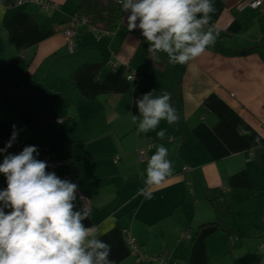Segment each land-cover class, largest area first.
<instances>
[{"label": "crops", "instance_id": "obj_1", "mask_svg": "<svg viewBox=\"0 0 264 264\" xmlns=\"http://www.w3.org/2000/svg\"><path fill=\"white\" fill-rule=\"evenodd\" d=\"M39 1L55 13L0 6V149L12 125L19 132L0 163L29 145L47 164L66 163L53 172L87 198L85 225L112 218L102 239L114 264H135L126 234L145 255L171 264H264V11L214 0L215 45L173 66L164 54L148 58L127 14L113 33L80 30L70 52L58 30L82 0ZM129 72L140 85L126 81ZM149 92L171 93L179 122L137 134L135 100ZM161 144L174 172L145 200L137 195L140 172Z\"/></svg>", "mask_w": 264, "mask_h": 264}, {"label": "clouds", "instance_id": "obj_2", "mask_svg": "<svg viewBox=\"0 0 264 264\" xmlns=\"http://www.w3.org/2000/svg\"><path fill=\"white\" fill-rule=\"evenodd\" d=\"M126 16L128 31L136 29L147 42L152 62L166 55L169 64L187 65L214 46L217 34L207 28L215 13L214 0H116ZM137 134L156 131L162 121L179 122L171 93H145L135 100ZM0 154L18 137L16 125ZM164 140L166 129L156 132ZM36 146H25L18 154L4 155L0 174L7 187L0 190V264H114L111 246L102 237L105 224L86 226L92 214L78 185L49 172L46 161L37 159ZM168 149L161 145L140 172L144 187L137 195L152 199L153 191L173 175ZM79 201V204H78ZM9 209V211H5Z\"/></svg>", "mask_w": 264, "mask_h": 264}, {"label": "built area", "instance_id": "obj_3", "mask_svg": "<svg viewBox=\"0 0 264 264\" xmlns=\"http://www.w3.org/2000/svg\"><path fill=\"white\" fill-rule=\"evenodd\" d=\"M35 6L38 9L42 10L43 12L48 13L49 15L55 13L56 7L54 5L48 4L47 2H42L39 0H14L11 4H4L0 1V6L4 9H10L15 7H22V6ZM243 5L251 10V11H264V0H245ZM207 28H211L212 26L210 24L207 25ZM86 29L89 33H92L94 36H98V32L93 30L92 28L87 26V23L84 19L73 16L70 19V25L68 28L63 30H58L60 35L62 36L63 40L65 41L68 49L70 52H72V39L75 37L80 30ZM213 30V29H212ZM126 81L129 83H132L134 87H137L140 85V79L138 74L129 72L128 76L126 78ZM61 124L60 122H58ZM11 137V136H10ZM9 137V139H10ZM8 139V141H9ZM17 144V140L12 144V146ZM155 147V145H150L149 148L152 149ZM139 158L142 159L143 154H138ZM117 160H115L116 163ZM67 164L64 162H51L48 164V171L53 172L59 168H62L66 166ZM66 179V178H64ZM82 194L80 191H78L77 195L79 196ZM84 196V195H83ZM79 203V201H78ZM87 205L89 206V202L87 200ZM126 245L129 250V256L133 259L135 264H171L168 261L164 260V258L157 257V256H147L143 253V251L138 247V245L135 243L133 239L129 235L126 234ZM183 239L185 242H190L191 237L188 233H185L183 235ZM262 250V248H259V253Z\"/></svg>", "mask_w": 264, "mask_h": 264}, {"label": "trees", "instance_id": "obj_4", "mask_svg": "<svg viewBox=\"0 0 264 264\" xmlns=\"http://www.w3.org/2000/svg\"><path fill=\"white\" fill-rule=\"evenodd\" d=\"M0 1L4 4H11L14 0ZM124 14L116 0H82L76 8L74 16L84 19L87 26L96 32L108 34L113 33L120 26ZM212 226L218 227L217 224ZM221 231L225 230L221 228Z\"/></svg>", "mask_w": 264, "mask_h": 264}]
</instances>
